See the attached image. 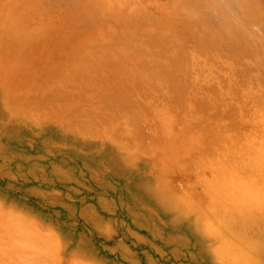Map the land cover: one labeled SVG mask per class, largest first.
I'll use <instances>...</instances> for the list:
<instances>
[{"label":"rangeland","instance_id":"obj_1","mask_svg":"<svg viewBox=\"0 0 264 264\" xmlns=\"http://www.w3.org/2000/svg\"><path fill=\"white\" fill-rule=\"evenodd\" d=\"M171 7L110 0L74 56L0 77V205L60 264H264V14Z\"/></svg>","mask_w":264,"mask_h":264},{"label":"crops","instance_id":"obj_2","mask_svg":"<svg viewBox=\"0 0 264 264\" xmlns=\"http://www.w3.org/2000/svg\"><path fill=\"white\" fill-rule=\"evenodd\" d=\"M151 1L172 6V13L180 17L186 12L201 22H218L224 18L261 20L264 14V0ZM109 2L0 0V77L9 70L53 68L74 56L73 45L86 43L82 37H77L75 29L85 27L97 17L106 19ZM20 240L32 244L27 246L26 256L17 258L22 264H60V239L54 232L45 233L37 219L0 205V246L9 248ZM0 259L5 263L12 260L10 256Z\"/></svg>","mask_w":264,"mask_h":264},{"label":"bare ground","instance_id":"obj_3","mask_svg":"<svg viewBox=\"0 0 264 264\" xmlns=\"http://www.w3.org/2000/svg\"><path fill=\"white\" fill-rule=\"evenodd\" d=\"M259 193H260V192H259ZM248 195H249V194H248ZM249 196H250V195H249ZM176 200H178V199H176ZM176 200H175V201H176ZM180 203H181V201H180ZM178 204H179V203H178ZM222 236H224V235L222 234ZM219 237H220V236H219ZM224 238H225V237H224ZM215 239H218V237H216ZM226 239H227V238H226ZM226 239H225V240H226ZM219 240H220V239H218L216 242L218 243ZM228 240H229V239H227V241H228ZM219 242H220V241H219ZM229 242H231V241H229ZM229 242H228V243H229ZM220 243H221V242H220ZM232 243H233V242H232ZM232 243H230V244H232ZM214 245H215V243H214ZM218 245H219V244H218ZM222 246H223V245H222ZM224 246H225V244H224ZM224 246H223V247H224ZM230 246L232 247V245H230ZM230 246H229V247H230ZM246 246L248 247V245H246ZM249 246H250V244H249ZM247 247L245 248L246 250H244V253H245L247 250H249V249H247ZM255 247H256V246H255ZM248 248H250V247H248ZM211 249H212V247H211ZM220 249H221V247H220ZM252 249H253V248H252ZM224 250H225V252H226L228 249L226 248V249H224ZM233 250L235 251L236 249H233ZM233 250H232L231 252H234ZM221 251H222V250H221ZM254 251H255V250H254ZM229 252H230V250H229ZM237 252H238L239 255H240V252H239V251H235V253H237ZM247 252H249V251H247ZM250 252H251V250H250ZM227 253H228V252H227ZM235 253H234V254H235ZM242 253H243V251H242ZM242 253H241V254H242ZM251 253H252V252H251ZM219 254H220V256H221V253H219ZM234 254H231V255H234ZM222 255H225V254L222 253ZM226 255H229V253L226 254ZM220 256H219V257H220ZM234 256H235V257H236V256L238 257V254H235ZM234 256H233V259H234ZM241 256H242V257L245 256L244 259H245V261H246V255L243 256V254H242ZM249 256H250V258H251L253 255L251 256V254L249 253V254H247V258H248ZM237 257H236V259H234V260H235V263H239V261L236 262V261H237ZM250 258H248V259L251 260ZM233 259H232V260H233ZM239 259H240V256H239ZM244 259H243V260H244ZM248 259H247L246 262H248ZM240 260H241V259H240ZM245 261H243V262L241 261L242 264H244V263L246 264ZM233 263H234V262H233ZM240 264H241V263H240ZM247 264H248V263H247Z\"/></svg>","mask_w":264,"mask_h":264}]
</instances>
